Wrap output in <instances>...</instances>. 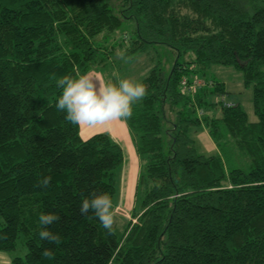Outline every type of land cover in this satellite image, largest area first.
<instances>
[{
	"label": "trees",
	"instance_id": "trees-1",
	"mask_svg": "<svg viewBox=\"0 0 264 264\" xmlns=\"http://www.w3.org/2000/svg\"><path fill=\"white\" fill-rule=\"evenodd\" d=\"M142 56L147 94L126 120L138 202L109 233L79 206L94 190L114 198L123 148L105 132L84 139L55 106L56 81L93 69L115 81ZM213 64L243 71L257 121L217 100L222 82L180 90ZM263 64L264 0H0V250L23 237L13 264H264ZM44 176L51 186L36 187ZM41 211L60 217L59 245L40 239Z\"/></svg>",
	"mask_w": 264,
	"mask_h": 264
},
{
	"label": "clouds",
	"instance_id": "clouds-1",
	"mask_svg": "<svg viewBox=\"0 0 264 264\" xmlns=\"http://www.w3.org/2000/svg\"><path fill=\"white\" fill-rule=\"evenodd\" d=\"M117 57L123 59L124 54L117 51ZM56 84L62 90L55 105L57 110L66 113V120L80 128L106 127L114 121L128 120L133 115V105L147 94L146 85L132 77H117L114 81L92 71L64 75ZM51 180V176H44L36 187L47 189L51 186ZM79 210L83 216L92 213L109 233L114 231L117 213L113 198L108 192L94 190L88 196L82 197ZM59 219L54 213L40 212L41 240L55 245L61 243L59 234L49 228ZM41 257L52 259L54 252L51 248H44Z\"/></svg>",
	"mask_w": 264,
	"mask_h": 264
},
{
	"label": "rangeland",
	"instance_id": "rangeland-1",
	"mask_svg": "<svg viewBox=\"0 0 264 264\" xmlns=\"http://www.w3.org/2000/svg\"><path fill=\"white\" fill-rule=\"evenodd\" d=\"M149 63L150 61L146 56L140 57L138 61H133L129 68L127 67V72L124 73V77H132L137 80L150 68ZM261 69L264 72V64L262 65ZM117 72L120 74L119 71ZM205 75L207 76V79H213L224 83L226 93L225 95L218 96V101H222L223 97H225L227 101L239 102L241 106L247 111L251 121L258 120V116L256 115L253 106V86L245 85L244 74L241 69H238L232 65L213 64L211 68L206 71ZM108 76L109 79L113 80L114 75L112 73H109ZM200 76L203 77L202 75ZM197 138L200 141L199 143L202 144L203 150L207 151L208 153H214L216 151L217 147L205 126L200 128ZM140 171L141 164H139V168H133L132 170L127 168V163H123L117 169V189L113 198V202L114 205H116L115 211L117 213L118 223H122L126 218H132V211L138 202L137 181ZM134 221H136V219H134ZM26 252L27 247L24 244L23 237H20L17 241L16 249L11 251L0 250V264H13L15 257H24Z\"/></svg>",
	"mask_w": 264,
	"mask_h": 264
},
{
	"label": "crops",
	"instance_id": "crops-1",
	"mask_svg": "<svg viewBox=\"0 0 264 264\" xmlns=\"http://www.w3.org/2000/svg\"><path fill=\"white\" fill-rule=\"evenodd\" d=\"M98 75H101L103 78L107 79V76L103 70H90ZM81 136L84 139L89 138L90 136L96 133H109L115 140H117L124 151V164L127 163V168H139L141 164L140 157L137 153L136 144L129 129V126L126 121H114L109 126L106 127H84L80 128ZM139 170V169H138ZM133 174V172H132Z\"/></svg>",
	"mask_w": 264,
	"mask_h": 264
},
{
	"label": "built area",
	"instance_id": "built-area-1",
	"mask_svg": "<svg viewBox=\"0 0 264 264\" xmlns=\"http://www.w3.org/2000/svg\"><path fill=\"white\" fill-rule=\"evenodd\" d=\"M214 82L210 79H205L199 75L193 76H183L180 81V90L184 94L195 95L198 90H200L204 86H213ZM222 101L226 106L235 105L234 102L227 101L225 97H223ZM202 110L199 111V114H202Z\"/></svg>",
	"mask_w": 264,
	"mask_h": 264
}]
</instances>
